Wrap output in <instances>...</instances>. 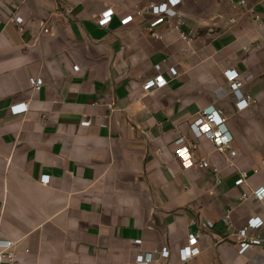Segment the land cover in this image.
<instances>
[{"label": "crops", "instance_id": "crops-1", "mask_svg": "<svg viewBox=\"0 0 264 264\" xmlns=\"http://www.w3.org/2000/svg\"><path fill=\"white\" fill-rule=\"evenodd\" d=\"M163 1L0 0V237L15 242L14 264H117L161 246L164 264H264V240L241 254L235 236L249 217L264 219V200L242 198L264 184V0H181L191 45L174 18L151 28L156 15L139 12ZM228 68L255 99L244 110ZM158 73L168 83L146 90ZM30 76L43 78L39 90ZM22 101L28 110L11 113ZM206 106L226 117L235 165L191 129ZM180 136L210 165L184 167ZM241 168L249 178L236 185ZM193 219L214 223L183 261ZM248 232L264 238V224Z\"/></svg>", "mask_w": 264, "mask_h": 264}, {"label": "built area", "instance_id": "built-area-1", "mask_svg": "<svg viewBox=\"0 0 264 264\" xmlns=\"http://www.w3.org/2000/svg\"><path fill=\"white\" fill-rule=\"evenodd\" d=\"M181 0H164L163 2H154L146 6H142L140 11L148 10L156 15V18L151 22V28L157 23L167 21L169 22L171 18H174V22L170 23V27L178 30L179 36L187 44L191 45L194 41V36L190 31L183 28L185 24V18L182 17L181 13L177 10V6ZM241 3L245 4L246 0H241ZM114 13L113 8H106L101 12L98 18V23L101 25L108 24ZM16 22H22L23 17L16 14L14 17ZM133 19V14H127L121 21L127 23ZM234 19V18H233ZM49 27H43L45 32L49 31ZM155 34V32H152ZM78 69V66H74ZM156 67L160 69V64ZM170 72L174 76H179V71L176 67H169ZM225 74L230 81V86L235 95V107L237 110H244L247 108L252 101H255L254 97L244 92L241 89L243 82L240 79V74L236 69L228 68L225 70ZM30 84L34 90H39L43 85L44 81L42 77L30 76ZM168 83L167 78L162 74L158 73L155 76L148 78L143 87L146 90H150L155 87H162ZM28 110V104L24 101L16 102L11 104L10 111L13 114H19L26 112ZM90 119H84L81 124H90ZM191 129L196 136L205 135L222 153L228 155L229 160L232 165H235V159L238 157L237 150L233 146V134L229 130L226 124V117L223 116L222 110L216 108L215 106H206L202 108L197 116L191 123ZM176 153L180 157L182 165L184 167L197 166L199 168L207 167L210 162L201 158L196 160L193 155L192 149L197 146L196 143H188L184 136H180L176 141ZM217 171V167H213ZM239 177L235 180L236 185L247 184L249 173L246 169L241 168ZM255 172L258 171L257 168L254 169ZM40 181L45 184L51 182V175L43 173L40 176ZM250 196L257 198L258 200H264V184L253 188L251 192L244 191L242 193V198L247 199ZM198 224V229L196 231H191L188 234L187 242L182 245L178 254L181 260L185 261L193 256L200 253L201 247L199 245V239L203 233V230L208 227L213 226L212 220H192ZM264 224V219L261 216H251L248 218L246 224L239 228L236 233V245L239 253H245L253 245H261L264 238L261 233L249 234L250 229H258ZM134 243H141L142 239L134 238L132 239ZM171 255V250L167 246H161L153 250H146L138 252L134 259L125 263L117 264H164V260L169 258ZM16 261V250L15 242L8 238L0 237V264H14Z\"/></svg>", "mask_w": 264, "mask_h": 264}]
</instances>
